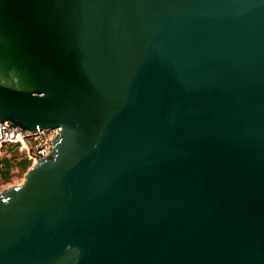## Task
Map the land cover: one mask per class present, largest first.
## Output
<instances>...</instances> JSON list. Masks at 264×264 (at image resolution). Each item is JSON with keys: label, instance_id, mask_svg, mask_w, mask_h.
Returning a JSON list of instances; mask_svg holds the SVG:
<instances>
[{"label": "water", "instance_id": "1", "mask_svg": "<svg viewBox=\"0 0 264 264\" xmlns=\"http://www.w3.org/2000/svg\"><path fill=\"white\" fill-rule=\"evenodd\" d=\"M4 120L0 264H264V0H0Z\"/></svg>", "mask_w": 264, "mask_h": 264}, {"label": "built area", "instance_id": "2", "mask_svg": "<svg viewBox=\"0 0 264 264\" xmlns=\"http://www.w3.org/2000/svg\"><path fill=\"white\" fill-rule=\"evenodd\" d=\"M51 129H39L34 132L22 129L9 121H0V157L8 147H17L24 150L27 158L34 164L40 158L48 155L53 147Z\"/></svg>", "mask_w": 264, "mask_h": 264}, {"label": "rangeland", "instance_id": "3", "mask_svg": "<svg viewBox=\"0 0 264 264\" xmlns=\"http://www.w3.org/2000/svg\"><path fill=\"white\" fill-rule=\"evenodd\" d=\"M32 161L24 150L8 147L0 157V191L8 186L20 184Z\"/></svg>", "mask_w": 264, "mask_h": 264}, {"label": "bare ground", "instance_id": "4", "mask_svg": "<svg viewBox=\"0 0 264 264\" xmlns=\"http://www.w3.org/2000/svg\"><path fill=\"white\" fill-rule=\"evenodd\" d=\"M50 129H51V131H52V136H53L54 133H55L54 129L57 130V128H50Z\"/></svg>", "mask_w": 264, "mask_h": 264}]
</instances>
